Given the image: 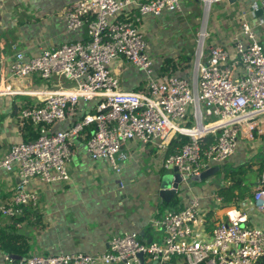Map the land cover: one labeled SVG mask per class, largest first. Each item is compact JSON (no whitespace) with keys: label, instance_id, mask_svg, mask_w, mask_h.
<instances>
[{"label":"built area","instance_id":"built-area-1","mask_svg":"<svg viewBox=\"0 0 264 264\" xmlns=\"http://www.w3.org/2000/svg\"><path fill=\"white\" fill-rule=\"evenodd\" d=\"M180 1H81L67 13L66 21L69 33L85 29V38L44 49L30 60L17 51L10 77L0 66V96L15 92L12 79L37 74L45 81H59L40 105L19 111L22 124L40 128L41 134L33 141L15 143L0 161V173L17 167L19 176L15 198L0 209L2 216L20 217L25 206L38 203L37 195L27 191L32 180H70L68 164L78 137L87 138L93 160L106 161L120 175L129 160L124 150L128 142L156 144L164 153L177 135L186 136L190 142L165 163L166 168L177 167L185 182L228 161L238 152L242 137L264 135V44L249 25L234 37V57L222 47L205 50L206 31H202L190 78L154 76V61L137 23L146 15L180 11ZM200 1L208 10L228 0ZM254 7L258 9L257 3ZM135 9L138 17L130 14ZM3 30L0 21V41ZM121 60L146 72L144 92L122 90L113 70ZM82 102H96V106L69 130L51 131ZM207 136L214 138L205 148ZM215 201L223 203L217 195ZM233 206L227 209L226 219L210 228L209 212L195 197L181 211L153 221L161 237L150 244L139 233L127 232L113 236L102 255H34L22 260L7 255L3 264H142L140 254L145 264H264V229L250 221L256 212L264 215V188L258 187L251 199Z\"/></svg>","mask_w":264,"mask_h":264},{"label":"crops","instance_id":"crops-1","mask_svg":"<svg viewBox=\"0 0 264 264\" xmlns=\"http://www.w3.org/2000/svg\"><path fill=\"white\" fill-rule=\"evenodd\" d=\"M81 1L86 0H1L0 21L4 30L0 41V66L5 75L10 77V67L17 51L24 54L25 60H30L44 49L85 38V29L69 33L66 21L67 13ZM255 3L257 10L254 9ZM262 8L264 0L222 1L212 4L208 10L200 0H181L180 11L142 17L137 25L154 61V76L164 75L165 67L171 66L175 71L173 74L190 78L202 31H206L205 50L222 47L231 57L235 54L234 37L245 24L264 44V12L258 13ZM130 14L139 16L136 9ZM113 70L124 91L146 90L144 70L125 60L116 62ZM12 82L15 92L0 96V161L15 143L24 140L27 125L19 119L20 109L40 105L50 92L59 87L58 79L45 81L37 74L21 80L12 79ZM95 106L96 102L80 103L68 113L65 121L54 125L51 131L69 130L75 121ZM261 137L257 134L254 139L242 137L238 152L228 161L212 167L219 165L237 169L253 164L256 171L264 155ZM124 150L129 160L119 175L106 161L93 160L89 156L86 137L75 138L73 156L68 164L70 180L44 183L34 179L28 184L27 191L37 195L38 203L25 206L24 214L17 218H6L0 213V264L4 263L7 255L21 260L34 255H102L108 251L113 236L127 232L140 234L144 231L153 240H159L160 232L153 227V221L171 211L162 209L166 202L160 198V187L162 177L169 173L165 163L173 153H169V149L159 152L156 144L135 141L128 142ZM218 173L208 181L200 182L207 185L205 188L195 186L199 183L191 186L184 182L181 186L184 185L188 193L179 188L173 198L181 201L176 208L184 209L197 197L201 200L202 210L209 212L213 221L217 223L226 219L227 209L234 206L224 207L223 203L219 205L215 201V195H219L217 190L226 184L225 180L222 184L212 183L219 175L224 179V173ZM18 184L17 167L10 172L1 171L0 209L14 200ZM256 189L252 187V192ZM250 221L264 229V215L256 212Z\"/></svg>","mask_w":264,"mask_h":264},{"label":"trees","instance_id":"trees-1","mask_svg":"<svg viewBox=\"0 0 264 264\" xmlns=\"http://www.w3.org/2000/svg\"><path fill=\"white\" fill-rule=\"evenodd\" d=\"M172 63V61H171ZM175 71L171 70V66H166L163 70L162 74H173ZM40 128L34 126V125H27L24 129V141L30 142L34 139H37L40 136ZM213 136H207L204 140L203 147H207L211 143H213ZM262 141L264 142V135L261 137ZM190 142V138L182 135H177L169 146V153H176L178 150H180L184 145L188 144ZM254 165L253 164H246L239 168H227L222 167L218 174L221 172L224 173V180L226 184L222 187H220L217 190V193L219 197L223 199V206H232L234 204H237L238 202L244 201L246 198H252L253 192V182L250 180V174L256 172V176L258 177V183L257 185L259 187L264 188V155L261 158V161L259 163V168L254 171ZM181 201L179 199H174L171 203H163L162 209L163 210H171V211H181L183 207L176 208L178 204H180ZM209 219V226L214 225L216 221L214 222L211 219V214H208ZM10 254V253H9Z\"/></svg>","mask_w":264,"mask_h":264},{"label":"water","instance_id":"water-1","mask_svg":"<svg viewBox=\"0 0 264 264\" xmlns=\"http://www.w3.org/2000/svg\"><path fill=\"white\" fill-rule=\"evenodd\" d=\"M229 2L235 1V0H228ZM263 13L264 8H262L258 13ZM221 170V167L215 166L212 168H209L205 170L199 177H192L191 179H186L187 184H193V183H200L208 181L210 178H212L214 175L217 174L218 171ZM184 183V179L181 176V174L178 172L177 167H170L169 173L165 174L161 179V187H160V198L163 202L170 203L175 195L177 194L179 188ZM141 237H146L148 239V243L153 242V238L150 235H146L143 231L140 233ZM140 260L142 261V264H145V258L142 254L139 255ZM15 260H21L20 257H12ZM152 264H157V262H153Z\"/></svg>","mask_w":264,"mask_h":264},{"label":"rangeland","instance_id":"rangeland-1","mask_svg":"<svg viewBox=\"0 0 264 264\" xmlns=\"http://www.w3.org/2000/svg\"><path fill=\"white\" fill-rule=\"evenodd\" d=\"M119 78V77H118ZM123 90V89H122ZM124 91V90H123ZM251 180L252 181H255V183H258V177H256V174H251ZM218 182V184H222V183H224V179H222L221 177H220V175L218 176V177H215L214 179H213V181H212V183H217ZM193 184H191V186H192ZM199 185V187H203V188H205L207 185L205 184V183H199V184H197V185H195V186H198ZM254 188H258L259 186L258 185H254L253 186ZM181 191H185L186 193H188V190L186 189V187H184V185L183 186H181ZM191 191H192V189H191ZM184 194V193H183ZM182 194V195H183ZM150 261V260H149Z\"/></svg>","mask_w":264,"mask_h":264}]
</instances>
